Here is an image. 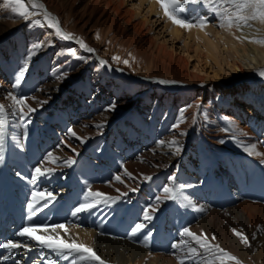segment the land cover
<instances>
[{"label": "bare ground", "instance_id": "bare-ground-1", "mask_svg": "<svg viewBox=\"0 0 264 264\" xmlns=\"http://www.w3.org/2000/svg\"><path fill=\"white\" fill-rule=\"evenodd\" d=\"M127 1L39 0V3H42L45 9L58 19L62 30L72 33L75 38L64 40L56 35L55 29L47 26L41 12L36 17L40 21V31L43 36L39 40L32 31L28 30L24 36L26 42L30 46L37 40L41 41L42 45L44 44V49L42 48L41 51L43 56L50 57L57 52L55 55L57 57L63 50H72L76 55V60L74 58L69 61L70 66H73L71 70L69 68V70L61 71L54 76L55 81L52 80L53 82L48 83L47 87L44 86L47 91L46 95H34L35 97L27 99L26 103L28 107L40 109L43 106V100L49 103L52 97L60 94L62 99L59 102L63 105L65 94L62 91L65 89L68 91L66 87L69 85H73L70 89H76L80 84L74 85V81L82 78L83 74H87L88 66L92 62L95 66L92 68L91 77L95 81L98 73L104 71L101 61H106L107 63L104 64L114 68L113 71L116 74L120 70L126 76L138 77L147 81L146 87L140 90L133 83L129 85L126 78L120 79L117 82L114 97L110 95L105 97L99 88L88 91L86 87L80 86L82 89L79 91L78 100L68 101L58 110L61 115L59 124L62 128L70 122L69 115L79 106L82 113H87V115L93 113L96 121L90 122V128L104 132V135L109 136L108 141H111L117 134L110 136V128L106 127L105 122L116 119L124 108L137 106L142 117L150 120L148 122L151 127H155L159 132L157 139H154L153 133L148 138L153 144H150L152 147L149 149L153 156L150 158L145 156L147 160L137 163L134 167L127 166L128 164L121 160L117 152L115 155L111 153L123 169L114 177H107L100 173L97 174L98 172L94 173L90 169L92 165L87 161L86 166L78 161L68 166L65 162L68 159L74 160L79 153H76L75 148L70 146L64 138H61L59 142L57 139L47 140L46 155L36 150L37 148L32 150L31 155H26L28 144L24 143L18 128L19 110L9 99L10 92L0 73V103L9 117L4 135V146L0 151V243L11 240L26 245L25 261L28 262L30 258V263L35 257V252L42 256L39 263L59 256L56 253L52 254L54 252L52 249L40 246L35 240L17 235L24 227H35L40 230L34 235L60 236L69 241L75 239L79 243L92 247L105 261V264H181V260L184 264H205L209 257L208 254L203 253V250H200L201 254L195 257L186 254L187 249L183 242L187 238L182 233L185 228H189L198 235H207L210 240L211 237H216L211 243L219 244L236 256L241 264H264V100L261 99L264 97V92L262 91L263 94L260 92V84L254 86L246 83L243 85L244 82H240L241 79L247 78L264 66V55H258L259 52L264 53V44L253 42L264 40V26L251 24V27L244 26L238 30L226 28L228 30H222L221 33L216 30L217 36L228 35L229 44L226 50L234 52L236 57L220 60L213 51V48L217 49L218 46L207 36L208 31L216 29L214 25L209 24L208 28L203 29L196 26L190 30H183L178 26L172 27L165 24L161 31L163 30L164 35L172 39V43L169 44L170 40L165 39V36L159 38L155 34L156 24L163 20L159 13H155L156 3L151 0H139V8L135 10L133 6H128ZM0 2V39L2 37L8 39L5 46L13 47L11 51L21 52L17 48L15 39L17 34L15 32L20 28L21 18L13 13L10 7H6L5 0H0ZM8 11L9 14H7ZM204 11L209 14L207 9ZM154 15L157 16L155 21L152 20ZM81 40L94 51L88 53L82 47ZM49 41L54 43L52 51L45 46ZM3 49L0 48L2 52ZM83 55L87 58L84 63L80 60V56ZM115 57H119L120 60H115ZM239 58L247 60L250 65L254 66L252 71L247 70L245 62H241ZM125 60L128 61L127 64L123 62ZM57 65L59 63H54L52 69L54 70ZM139 68L148 69L152 73H138ZM195 70L197 73H194ZM231 71H233L232 74ZM160 81H174V83H160ZM156 82L159 83L157 87H155ZM177 85L179 87H176ZM189 85H199L202 88L192 90L186 96L182 88ZM150 86L154 88L151 89ZM149 89L151 90L144 95L141 103L138 97ZM28 107H25L24 111L29 113ZM72 132L74 131L69 132L71 136ZM137 132L139 130L131 119L126 121L121 135L129 136ZM241 132L247 135H241ZM44 140L46 141L45 137ZM201 145H204L205 150L217 159L215 176L222 185L220 188L215 186L201 188V185L204 186L207 183L210 174V170H206V166H203L199 160ZM252 146H255V152L260 155L250 154L245 150ZM177 147L180 148L179 153L176 152ZM129 150L133 149L129 148ZM49 153L58 158L55 163L48 162ZM249 160L259 161L261 164L260 170L255 169V180L261 182L256 189L248 188V184L252 182V172L248 167ZM35 163L39 166L33 167ZM150 165L154 167L151 173L146 170V166L150 167ZM37 167L42 170L51 168L53 171L47 175L37 176L34 171ZM67 167H75L74 170L78 173L76 178L78 182H81V186L73 181L69 183L70 180L65 176ZM171 167L174 168V172L181 168L183 175L191 179L194 186H197L192 191L183 194V198L188 201L194 212L188 216V220L180 227V231L177 230L179 236L175 241L168 239L169 237L162 238L156 219L170 200H162L158 210L150 213L152 219L146 220L151 222L148 224L149 232L143 229L133 235L136 225H131L133 227L131 234L124 239L108 238L103 236L100 230L107 215L108 217L114 216L115 210L110 209L108 205L101 203L102 205L98 204L91 211L72 215L73 210L81 203L94 199L89 196V190L113 197L120 196V190L117 187V185L120 187V182L117 181V176L125 178L121 186L131 191V186L138 181L137 177L143 174L145 177L151 175V178L156 176L158 178ZM125 170L131 173V176L126 175ZM23 174H26V178L22 177ZM172 178L164 187H172ZM63 184L64 186L68 184L69 187L61 192L59 189ZM83 185H86V188ZM57 188L59 189L55 190ZM37 192L50 193L52 198L41 201L35 209H30L29 204L33 203L32 195ZM70 192L71 198L69 197ZM62 195H66L68 204H63L60 199L64 197ZM159 195H163V189ZM155 206L156 199L146 208L148 210ZM87 213H93V215L98 213L100 216L99 219L96 217L94 220L93 228L86 227L83 222ZM143 215L142 217L145 218V213ZM12 217L17 219L15 223L12 222ZM173 217L169 216L170 227H174ZM115 220L118 219L115 218ZM61 223L68 228L67 233L63 229H57L56 232L51 231L52 226ZM119 224L123 223L120 221ZM40 226H46L48 232H44V228ZM234 230L246 236L251 246L242 243L240 238L234 234ZM152 242L155 244L153 248H150ZM173 245L180 247H173ZM192 246L198 247L195 244ZM2 250L3 248H0V252ZM3 251L11 250L4 249ZM61 257L57 260L62 259ZM71 257L72 254H68L61 264H74L78 261V258ZM56 261H49L46 264H57ZM79 264H98V262L79 261Z\"/></svg>", "mask_w": 264, "mask_h": 264}, {"label": "rangeland", "instance_id": "rangeland-1", "mask_svg": "<svg viewBox=\"0 0 264 264\" xmlns=\"http://www.w3.org/2000/svg\"><path fill=\"white\" fill-rule=\"evenodd\" d=\"M5 1H6V7L11 8L12 6L8 3L9 0L8 1L5 0ZM151 1L155 2L157 5V11L155 13H159V15H161L162 19L164 20V21L162 20V21L158 22L156 24V29H155L156 37L163 38V36H165V35H164L163 30L161 31V28L165 24H168L172 27L178 26V25L174 24L171 20L168 19V17H166L164 15L163 10L161 9L160 5L157 3V0H151ZM127 2L129 3L128 6H130V7L133 6L132 7L133 9L138 10L139 0H128ZM0 4H1V2H0ZM213 6L214 5L212 4V0H201V2H199V3L188 2L185 4L186 11L182 15L184 18H186L189 21H195L199 17H206L208 20V25L206 28L209 27V24L214 25L216 27V29L208 31V35H207L208 38H211L213 41H215L214 43L218 46L217 49L213 48L214 53L216 54V56L220 60H224L227 58L234 59V58H236L234 55V52H232L231 50H226L227 44H229L228 43V38H229L228 35H225V36H223V35L217 36L216 35V30H217V32L220 31V33H221L222 30H228V29L220 27L221 20L219 17H217L214 14V12L212 10ZM230 7H231L230 5L225 4V5H223V7L220 10L222 12L227 11V10H230ZM206 9L209 11V14H206V12L204 11ZM7 14H9V11L7 12ZM7 16H9V15H7ZM36 16L37 15H33L28 19H24V18H21L19 16L21 18V24H20V28L17 30V32H15V34L17 33L16 34L17 37L15 36V39L17 40V48L21 52L17 53V52L11 51V48H13V47L5 46L8 42V39H5V37H2L0 39V48H4L3 52H2V50H0V73H2V75H3V78H4L3 81L7 85L8 91L10 92V94L13 93L12 95H14L18 98L26 99V100L33 97L34 95L35 96L46 95L47 91L44 88L47 87L53 81H55L54 76L56 74L60 73L61 71H64L65 69L69 70V68H70V70H71L73 68V66H70L71 62H69V61H71L74 58L76 60V55L74 54V51H72V50L68 51L69 49L63 50L62 53L60 55H58L57 57H55L57 52H54L50 57L48 55L43 56L41 51L44 49V47H43L44 44L42 45L41 41H39L40 37H42L43 35L40 31L41 25L36 23V21L39 20ZM11 17L12 16H10V18ZM156 17L157 16H155V15L152 16V20L155 21L157 19ZM250 23L253 25H256V26H258V25L264 26V24H261L259 22H250ZM158 24H160V25H158ZM178 27H180V26H178ZM180 28L183 30H186L185 28H182V27H180ZM234 29L238 30V28H235V27H234ZM28 30L32 31L34 33V35L37 36L39 39V40L33 42V44H34V45L32 44L33 46L31 44L29 46L28 42H26V39L24 38L25 32H27ZM164 38L170 40L169 44L172 43V41H171L172 39H170L169 36H167V37L165 36ZM37 45H41V48L37 47ZM51 45H52V47H51ZM53 45H54V43L49 41L48 44H46L45 46L49 47V51H52ZM15 50H16V48H15ZM88 53H90V52H88ZM36 55H37V57H36ZM258 55L263 56L264 53L259 52ZM86 59H87L86 56H84V55L80 56V60L83 63L86 61ZM239 60L241 62H245V65H246L245 67L247 70L252 71L254 66L250 65V63L247 60L240 59V58H239ZM54 63L55 64L59 63V65H57L53 70L52 65ZM60 65L62 67H60ZM93 66H95V63L94 62L90 63L88 66L89 72L87 71L88 75L85 73V74H83L82 78L78 79L77 81H74V85L80 84L79 86L76 87V89H70V87H72L73 85H69L68 87H66V88H68V91H67V89L62 91L65 94L63 96V101H62L63 105L68 103V101L78 100V96L80 97L79 91L82 89L80 86L86 87V89L88 91H90L91 89L99 88V89H101V92H103V96H105V97H107V95L114 97V94H115L116 89H117V82H119L120 79L126 78V81L128 84L133 83L140 90L144 89L146 87L147 81L140 79L138 77L126 76L123 74V71H120V70L117 71V74H116L115 71H113L114 68L108 67L105 64H102V68H103L102 70H104V71L101 73H98L96 80L93 81V79L91 77V72L93 70L92 69ZM61 69H63V70H61ZM107 69L110 71H108ZM141 69H143V68H139L137 70V71H139L138 73H146V74L152 73V71H150L148 69H143L142 71H141ZM259 69H260L259 71H256V72L250 74V76H248L247 78L241 79L240 82L241 83L244 82L243 85L246 83L252 84L254 86L260 84L259 90L263 94V92H264V76L259 75V73L261 71H264V66L260 67ZM22 70H23V78L20 79V73ZM232 72L233 71H231V74H232ZM104 73H106V74H104ZM194 73H197V71L195 70ZM227 73H230V72L227 71ZM110 74H111V76H110ZM111 77H113V78H111ZM234 79H235V77H234ZM3 83H1V85ZM155 84H156L155 87H157L159 85L158 82H156ZM176 87H179V86L177 85ZM183 87H185L182 89L184 90L186 96L192 90H195V89L199 90L202 88V86H199V85H189V86H183ZM149 88L152 89L154 87L150 86ZM186 88H188V89H186ZM151 89L144 91L143 93L140 94L138 99L141 101V103H142L144 95L148 91H150ZM107 92H109L111 94H109V93L107 94ZM248 94L251 95V93H248ZM54 98L52 97V100L49 103H46L43 100L42 101V103H43L42 108H40V109L36 108L34 112L28 113L27 111H24L23 114L19 113L20 111L18 112V115L20 116L18 128L21 131L20 133L23 136L22 139H23L24 143L28 144V151L26 152L27 154H31L32 150L36 149V148H37L36 150L40 151V153L45 154V152H48L47 151V149H48L47 140L53 141V140L57 139V141L59 142L61 138H64V139H66L67 142H69L70 146L75 148V150H76L75 152L79 153V155L74 158L75 162L78 161L83 166H86L87 162H89V164L92 165V168H90V169L92 171H94V173L98 172L97 174L100 173V175H104L107 177L108 176L114 177L115 175H117L120 172V170L122 171V169H123L122 165L118 163V160H115L114 159L115 157L113 158L111 156V153H113L115 155L117 152L119 154L121 160L124 163L128 164L127 166L132 165L134 167L137 163L145 162V160H147V158H150L151 156H153L152 152H150V150H149L153 144L149 142L148 138L153 133L154 139H157V137H159V132L156 131L155 127H153V128L151 127L150 122H148L150 120L142 117V114H140V112H139L140 109H138L137 106H133L131 108H124V111L119 112L120 114L116 119H113L111 122H105L106 127L110 128V132H111L110 136H112L114 133L117 134L116 137L114 136L115 135L114 134L113 139H111V141H108L107 138L109 136L104 135V132L97 130V129L90 128V125H89L90 122L96 121V119H94L93 113H91V115H87V113H82V110L79 108V106H78L79 109L77 108L76 111L72 112L71 115H69L70 122L63 125L64 127L61 128V125L59 124L61 121V115L58 112V110L60 109L61 106H63V105H60V102H59L62 99V96L59 94V95H56V97H54ZM90 98H92V97H90ZM86 99H88V97ZM261 99L264 100V97H262ZM0 105H2V104L0 103ZM245 107L247 108V106H245ZM23 117H25V118H23ZM8 119H9V117L7 115V111L3 106V110L0 111V123L3 124L4 134H5L7 126H8V122H7ZM131 119L135 123V127L139 130V132L131 133L129 136H127L125 134L121 135L122 132L124 131V125H125L126 121L131 120ZM139 122H141V123H139ZM70 123H72V125H70ZM71 131H74L76 133V135L71 136V133H69ZM141 132H143V134H141ZM262 133H261V135H262ZM44 137L46 138V141L44 140ZM150 144H152V145H150ZM145 145H146V147H145ZM129 148L133 149V150H131L132 152L129 150ZM200 150H201L202 154L199 153V160L203 166H206L205 167L206 170L207 169L210 170V174H209L207 183L204 186L201 185V188L202 187L213 188V186H215L217 188L222 187V185L220 184V182L218 181V179L215 176L217 159L212 157L210 155V153L205 150L204 145L200 146ZM224 154L226 155L225 152H224ZM141 155H143V157L140 158ZM36 166H39V165L35 163V165H33V167H36ZM98 166H99V168H98ZM248 167H249V169H251V172H252V174H251L252 175V180H251L252 182H250V184H248V188L252 187L251 189H256L260 185L261 182L259 180H255V177H254L255 173H256L255 169L257 168L258 170H260L261 164L259 161L249 160ZM74 169H75V167L65 168V176L67 177L68 180H70L69 183H71V181H73V182L78 183L79 186H81L82 185L81 182L80 181L78 182V179L76 178L78 173L75 172ZM152 169H154L153 166H151V165H150V167L146 166V170H148V172H150V173L153 172ZM212 175H213V177H212ZM144 177L145 176L143 174L141 176L137 177L138 181L136 182V184L134 186H131V189H132L131 191L129 188L125 189L123 186H121V182L119 181L120 187L118 185H117V187L120 190V196H114L115 199L109 203H102L104 205L110 206V209L115 210L113 213L115 217L114 216L108 217V215H107L106 219H104V221L102 223V226L100 227V230H101L103 236H107L108 238H113V239L114 238L115 239H124V238H126L127 235L131 234V229L133 228L132 227L133 225H138V224H142V223L144 225V229L148 230V232H149L148 224H151V222L146 221V219L142 216H144L143 214L145 213L147 208L151 204H153L154 200L156 199L157 195H159V192L163 189V187L169 183L170 178L174 177L175 179L173 180L172 187L176 188L179 185H184V188L182 189V194L180 195V197L177 200H175V201L170 200V202L161 210V212L156 217V219H157V222L159 223L158 228L160 230L162 238H168L169 237L168 239H173L174 241L176 238H178V236H179L178 234H179V231L181 229L180 227L186 222V220H188V216L190 214H193V212H194V210L192 209V207L190 206L188 201H186V199L183 198V196H184L183 194L186 192L192 191L197 186H194V183L192 182V180L183 175V171L181 170V168L177 172H174V168L171 167V168L167 169L166 171H164L161 174V176H159L158 178H157V176L152 177L151 180H145V179H143ZM120 179H121V181H124L125 178L122 179V176H121ZM83 186H84V188H86V185H83ZM68 187H69L68 184H66L65 186L63 184L60 189L57 188L55 190L59 189L61 191H63V190L65 191V189H67ZM134 193H135V195H134ZM62 196H64L63 198H61V201H63V204L69 203L66 195H62ZM69 197L70 198L72 197L71 192L69 193ZM110 197H113V196H110ZM102 204L100 203V205H102ZM143 205H145V207ZM121 212H123V213H121ZM90 215H91V217H90ZM95 215H93V213H91V214L87 213V216H85L83 219V222L85 223L86 227L93 228L92 224L94 223V220H96V217H97V219H99V217H100L98 215V213ZM170 215H172V217L174 216L173 217L174 227H170V225H169V216ZM92 216H93V218H92ZM89 218H91V219H89ZM115 218H117L118 220H115ZM141 219H142V221H141ZM89 220H90V223H89ZM120 221H121V223L122 222H129L130 224L127 223L128 224V225L126 224L127 226L120 225L119 224ZM85 226H83V227H85ZM52 227H54V226H52ZM177 230H179V231H177ZM111 234H113V235H111ZM147 238H146V241L149 239V238L148 239ZM154 244H155V242L150 243V248H153L152 246ZM23 255H24V252L22 251L20 254V258ZM60 256H62L61 261H63L64 257L68 256V254L60 255ZM57 258H58V256H56L55 258H52V260H55ZM71 258H78V256L72 254ZM34 262H32L31 264H35ZM42 264H45V263H42Z\"/></svg>", "mask_w": 264, "mask_h": 264}, {"label": "snow or ice", "instance_id": "snow-or-ice-1", "mask_svg": "<svg viewBox=\"0 0 264 264\" xmlns=\"http://www.w3.org/2000/svg\"><path fill=\"white\" fill-rule=\"evenodd\" d=\"M188 2L199 3L201 0H157V3L160 5L163 13L169 20H171L174 24L185 28L191 29L193 27L199 26L200 28H205L208 25V20L206 17H199L195 21H189L183 17V13L186 11L185 4ZM9 4L12 6L11 10L13 13H16L18 16L24 19H28L33 15H40L43 13L44 20L47 23V26L55 29L56 35L61 37L64 40H72L74 39V35L72 33H68L62 30L60 27L59 21L56 17H54L51 13H49L45 6L42 3H39V0H9ZM212 4L214 5L212 10L214 14L220 18L221 23L220 27L223 28H241L244 26L251 27L250 22H259L264 24V0H212ZM230 5V10L221 11L220 9L223 5ZM37 24H40V21H36ZM255 43L264 44V40L253 41ZM82 47L85 48L88 52H93L94 49L90 48L87 44H85L82 40L80 41ZM37 47H41V45H37ZM115 60L119 61V57H115ZM125 64L128 63L127 60L123 61ZM102 64L107 63L106 61H101ZM259 75L264 76V71H261ZM23 78V70L20 73V79ZM160 83H174V81H160ZM9 99H11L15 106L18 107L20 113H24V109L27 106L26 99L18 98L14 95L9 94ZM114 107V105H113ZM3 110V106L0 105V111ZM29 112H34L35 109L28 107ZM98 127H100L98 125ZM241 135H247V133L241 132ZM4 129L3 124L0 123V151H2L4 146ZM72 135H76L75 132H72ZM175 143V142H173ZM246 151H249L250 154L260 155V153L255 152V146L250 148H246ZM180 148H176V152L179 153ZM58 158L55 157L52 153L48 154V162L55 163ZM75 161L72 159H68L65 163L68 166H71ZM37 176L47 175L52 172L53 169L48 168L46 170H42L37 167L35 170ZM126 175L131 176V173H128L125 170ZM117 181H121L120 177H116ZM147 180H151V177H145ZM175 179L174 177L172 178ZM184 185H179L176 188L173 187H164L163 195H158L156 197V206L146 210L145 219L151 220L152 216L151 212L158 210L159 204L162 200H177L182 194V189ZM89 196L93 197L91 201L81 203L77 206L72 215L76 216L79 213L91 211L92 208L96 207L100 203H109L114 200V197H110L102 192H92L89 190ZM50 193H42L37 192L33 193L32 200L33 203L29 204L30 209H35L37 205L41 203V201H47L51 199ZM31 218V217H30ZM57 229H63L65 233L68 232V228L64 224H56L51 231L56 232ZM144 229L143 224L136 225L133 235L142 231ZM40 229L35 227H24L22 228L17 235L21 237H27L29 239L35 240L40 246L52 249L56 252L57 255H66L73 254L78 256V261H75L74 264H79V261H93L98 262V264H105V261L97 255L96 251L83 243H79L77 240H67L64 237L60 236H40L34 235ZM44 232H48V228L45 227L43 229ZM234 234L240 238L241 242L245 245L251 246L249 244L248 238L244 236L240 231H235ZM182 235L187 239L184 240V247L187 249V255L195 257L201 254L200 250H203V253L208 254V259L205 264H229V262H233V264H241L239 259L232 255L230 252L226 251L219 244L211 243L212 240H215L216 237H211V240L207 235H198L197 233L191 231L189 228H185ZM192 244L197 245L198 247L192 246ZM26 247V245L21 243H16L11 240L0 243V248L14 250L18 248ZM173 247H180L179 245H173ZM4 259H8L7 256ZM181 264H184V261L181 260Z\"/></svg>", "mask_w": 264, "mask_h": 264}]
</instances>
